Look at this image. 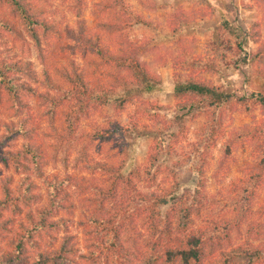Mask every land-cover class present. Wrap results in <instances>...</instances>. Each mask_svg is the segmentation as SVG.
Segmentation results:
<instances>
[{
  "label": "rangeland",
  "instance_id": "1",
  "mask_svg": "<svg viewBox=\"0 0 264 264\" xmlns=\"http://www.w3.org/2000/svg\"><path fill=\"white\" fill-rule=\"evenodd\" d=\"M29 1L36 11L43 12L42 18L49 25L63 31L76 28L75 0ZM100 1L83 0L82 3V18L94 35L101 33L97 27L100 20L96 16L99 13L96 5ZM122 1L125 9L149 22L134 24L126 35L144 46L141 60L161 79V84L147 93L144 101L135 100L125 110L116 111L112 101L92 111L80 120L79 129L72 139L74 142L70 144L58 137V133L64 131L65 115L56 117L57 130L54 129L46 113L48 107L43 105L39 94L50 93L56 97L60 94L45 86V72L52 74L55 82L67 89L69 84L54 75L56 69L70 67L73 59L80 68L85 62L72 54L70 40H59L53 34L42 37L41 46H36L20 19L11 15L7 5L0 4V67L20 64L27 73L14 76L20 79L19 83H26L37 91L33 96L27 94V107L20 116L9 108L6 96L2 94L0 97V137L7 133L6 124L17 128L23 119L30 121L28 139L21 136L14 139L16 134L9 132L12 140L0 145V183L10 179L9 187L19 197L27 194L31 185L34 196L27 206L21 204V212L5 214L12 221L0 240L2 251L12 250L10 242L23 232L21 224L32 228L30 214L38 219L39 213L48 207L49 187L45 180L57 179L58 183L62 182L63 190L69 193L67 206L73 207L70 212L62 211L49 220L60 221L59 226L65 228L33 231V241L37 243V250L42 251L58 247L64 236H70L79 253L75 256L76 261L90 264L84 256L97 249L90 234L93 226L89 219L100 215L96 211L94 191L88 189L79 193V186L87 183L105 189L110 180L101 172L83 169L78 165L79 161L108 163L115 167L124 164L122 171L125 174L139 169L142 177L137 181V187L145 193L171 189L178 184L176 194L188 191L193 195L199 188L200 171L203 169L205 187L200 198L202 212L196 221L197 227L212 229L215 222L234 221L242 212V203L232 190L233 184H240L247 171L258 165L256 145L259 141L253 139V133H260L264 127L263 106L259 101L264 95V79L259 75L262 65L251 57L264 41V8L254 0ZM180 14L188 18L182 20ZM112 37L103 38V43L110 48L116 44ZM190 76L221 87L231 95L230 100L189 113L179 111L175 82ZM122 94L123 91L119 90L114 97ZM242 99H245V104ZM61 111L67 112V109L62 108ZM179 118H182L181 124L178 123ZM114 124L126 130L135 125L139 132L145 130L136 139H126L129 144L127 155L121 153L122 146L104 143L97 137L98 130L112 128ZM180 127L184 128L182 133ZM31 144L42 153L41 176L21 174L16 170L15 159ZM228 147L232 153L227 157ZM86 150L88 156L85 155ZM3 154H7L5 159ZM134 206L130 209L135 210ZM168 207H164V211ZM140 220L123 234V239L136 240L139 247L142 245L140 235L145 231L141 217ZM247 220L256 225L264 222V184L258 191L254 213ZM246 228L245 223L241 239L235 240L232 246L245 241L248 235ZM249 238L259 244L264 242V233L258 241L252 235ZM130 247L133 249V245Z\"/></svg>",
  "mask_w": 264,
  "mask_h": 264
},
{
  "label": "trees",
  "instance_id": "2",
  "mask_svg": "<svg viewBox=\"0 0 264 264\" xmlns=\"http://www.w3.org/2000/svg\"><path fill=\"white\" fill-rule=\"evenodd\" d=\"M75 1V13L78 18L76 28H67L63 31L45 22L42 18L43 12L36 11L29 0H0L1 5L10 8L13 17L20 19L36 46H41L42 37L47 38L53 34L59 40H70L72 54H76L85 62L80 68L73 59L70 61V67L56 69L54 75L69 84L67 89L59 86L52 74L45 72L43 81L45 86L60 94L57 97L50 93L39 94L43 105L48 107L46 113L54 129L57 130L56 117L59 114L65 115L64 131L62 134L58 133V137L68 144L74 142L72 139L79 129L80 120L88 117L92 111L109 105L112 101L116 111L125 110L127 105L135 100L144 101V96L161 84V79L141 60L144 46L131 41L126 35V31L134 24L149 22L125 9L122 0H101L96 5L99 8L96 16L100 20L97 27L101 33L94 35L90 33L86 21L82 18L83 0ZM254 1L264 8V0ZM180 16L182 20L188 18L185 14ZM109 35L113 36L116 42L113 48L103 43V38ZM251 57L262 65L259 75L264 79V41L258 52ZM26 73L18 63L0 67V97L2 94L6 96V103L17 116L23 115L26 110L27 94L32 96L37 94L35 89L26 83H19L20 79L14 76ZM34 80L35 78L32 81ZM119 90H122L123 94L114 97ZM174 92L177 108L187 113L204 106L221 105L231 98V95L221 87L192 76L184 80L177 79ZM260 98L264 112V95ZM241 101L243 104L246 103L245 99ZM62 108L67 109V112H62ZM29 123V120L23 119L17 128L12 124H6L7 133L0 137V145L12 140L9 132H12V135L16 134L14 139L20 136L28 139ZM178 123H182V118L178 119ZM183 131L184 128L181 129V133ZM144 132L145 130L139 132L137 125L131 130H126L114 124L112 128L98 130L97 137L104 143L122 146L121 153L127 155L129 144L126 139L129 137L136 139ZM176 138L178 139V135ZM253 139L259 141L256 145L258 165L251 167L245 179H241L240 184H233L232 189L242 203V212L234 221L215 222L216 226L212 229L196 225L202 212L200 198L205 187L203 169L200 171L202 178L195 193L192 195L187 191L178 195L175 193L178 184L171 188L172 190L158 189L148 193L140 191L137 181L142 177L141 171L136 169L125 174L122 171L124 164L115 167L108 163L91 164L88 160L76 162V165L78 163L83 169L92 173L101 172L110 180L105 189L87 183L79 186L81 191L79 193L88 189L94 191L97 196L96 211L100 215L89 219L93 226L90 234L93 235L94 247L97 250L84 258L90 264H264V242L255 244L249 238L252 235L254 240L260 239L264 233V222L256 225L254 222L248 223L247 220L254 213L258 191L264 184V127L260 129V133H253ZM225 153L227 157L231 155L230 147ZM20 155L15 159L17 172L43 175L40 161L43 157L38 148L31 144ZM85 155L88 156V150L85 151ZM6 157L7 154L2 155L3 159ZM81 159L84 158L81 156ZM6 167H9L8 163ZM9 181L10 179H5L0 183V240L8 230L9 222L12 221L6 218L5 214L10 211L21 212V204L27 206L34 197L31 194V185L27 188L28 193L22 197L14 195L9 187ZM45 181L49 187L48 207L39 213L38 219L30 214L32 228H26L21 224L23 232L10 242L12 250H0V264H80L75 259L79 253L71 243L70 236H64L58 247L42 251L37 250V243L33 241V231L64 229L65 226H59L60 221L49 219L62 211L68 213L73 207L67 206L70 200L69 193L63 190L62 182L58 183L57 179ZM29 193L31 196H28ZM132 205H136L135 210L130 209ZM167 206L168 209L164 211V207ZM140 217L142 228L145 229L144 234L140 235L141 247L137 246L136 240L123 239V234L135 226ZM245 223L247 238L243 243L232 246L235 240L241 239ZM142 248L144 249L141 250Z\"/></svg>",
  "mask_w": 264,
  "mask_h": 264
}]
</instances>
